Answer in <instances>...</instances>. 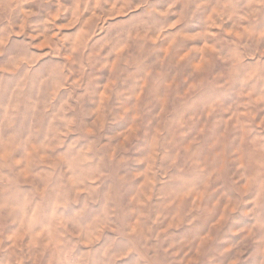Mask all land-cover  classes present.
Here are the masks:
<instances>
[{
  "label": "rangeland",
  "instance_id": "rangeland-1",
  "mask_svg": "<svg viewBox=\"0 0 264 264\" xmlns=\"http://www.w3.org/2000/svg\"><path fill=\"white\" fill-rule=\"evenodd\" d=\"M0 264H264V0H0Z\"/></svg>",
  "mask_w": 264,
  "mask_h": 264
}]
</instances>
